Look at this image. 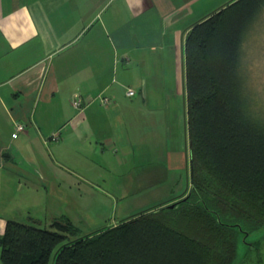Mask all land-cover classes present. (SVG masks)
<instances>
[{"label":"crops","instance_id":"0c3cea01","mask_svg":"<svg viewBox=\"0 0 264 264\" xmlns=\"http://www.w3.org/2000/svg\"><path fill=\"white\" fill-rule=\"evenodd\" d=\"M229 1L0 0V185L36 200L53 184L80 192L85 153L109 156L113 172L132 165L133 184L187 167L183 41ZM102 175L95 171L92 184ZM15 199L0 205V235L17 210H29Z\"/></svg>","mask_w":264,"mask_h":264},{"label":"trees","instance_id":"16d2710c","mask_svg":"<svg viewBox=\"0 0 264 264\" xmlns=\"http://www.w3.org/2000/svg\"><path fill=\"white\" fill-rule=\"evenodd\" d=\"M263 7L231 0L185 35V194L86 233L67 216L49 227L7 219L1 263L233 264L243 233L264 226V100L247 85L241 51Z\"/></svg>","mask_w":264,"mask_h":264},{"label":"rangeland","instance_id":"374dc122","mask_svg":"<svg viewBox=\"0 0 264 264\" xmlns=\"http://www.w3.org/2000/svg\"><path fill=\"white\" fill-rule=\"evenodd\" d=\"M241 51L242 68L245 72L247 85L258 98L264 100V7L252 22L243 40ZM180 117L182 118L181 108ZM175 126L174 129H171L172 131L175 130ZM177 129L180 130V128ZM167 135L166 131L162 137ZM103 158L105 159L104 164L100 167L97 166L95 170H90V167L87 166L88 164L95 165L97 162L101 163ZM82 160L85 165L80 169L85 179L79 184L80 192L71 193L67 189H56L53 184L55 192L45 195V199L36 200L26 198L24 193L17 194L15 191L9 193L8 187L4 188V185H0L2 187L0 188V205L17 197L14 202L18 204L25 201L28 203L29 209L28 211L17 210L15 212L16 219L19 221H28L29 216L37 219L39 225L49 227L48 223L53 218L67 216L80 229L81 233H86L96 230V228L99 229L101 226L114 224L119 219L149 207L146 204L163 193L174 191L176 195H180L185 192L189 183V165L165 169L168 172L167 181L133 184L127 182L128 175L136 169L132 165L115 166V172H113L114 169L110 168L111 165L106 164L109 161V156L106 154L99 156L85 153V158ZM95 171L103 175L99 182L92 184ZM55 211H60V214H56ZM263 231L264 226L252 231L248 238H255ZM242 250L243 245L239 243L234 264H238Z\"/></svg>","mask_w":264,"mask_h":264},{"label":"flooded vegetation","instance_id":"af4514ba","mask_svg":"<svg viewBox=\"0 0 264 264\" xmlns=\"http://www.w3.org/2000/svg\"><path fill=\"white\" fill-rule=\"evenodd\" d=\"M249 235H247V237H249ZM253 249H254V252L252 251ZM263 249H264V231L259 236L255 237V238H250V239L245 238V242H243V250H242V253H241L240 258L238 260V264H253V261H254V264H256V263L257 264H264V260H262V257L264 259V256H262V255H264ZM253 253H255V256L253 255ZM256 255H257V257L258 256L259 257L256 258ZM260 256H262V257H260ZM247 257L252 262L249 261L247 259ZM246 259L249 262L248 261L246 262ZM255 259H257V260L255 261ZM244 262H246V263H244Z\"/></svg>","mask_w":264,"mask_h":264},{"label":"built area","instance_id":"2783aa9c","mask_svg":"<svg viewBox=\"0 0 264 264\" xmlns=\"http://www.w3.org/2000/svg\"><path fill=\"white\" fill-rule=\"evenodd\" d=\"M134 93V91L132 89H127L126 94L127 95H132ZM101 102L102 103H108V99L106 97H102L101 98ZM73 105L75 107H80L81 105V100L79 98H76L73 100ZM15 129L16 131H22L24 129L22 124H15ZM54 138V137H53Z\"/></svg>","mask_w":264,"mask_h":264},{"label":"bare ground","instance_id":"6f19581e","mask_svg":"<svg viewBox=\"0 0 264 264\" xmlns=\"http://www.w3.org/2000/svg\"><path fill=\"white\" fill-rule=\"evenodd\" d=\"M183 42H184V41H183ZM182 45H183V44H182ZM183 63H184V62H183ZM183 65H184V64H183ZM183 68H184V67H183ZM75 99H76V98H75ZM80 100H81V99H80ZM81 102H82V101H81ZM108 102H109V101H108ZM76 109H78V108H76ZM185 116H186V115H185ZM185 119H186V118H185ZM185 121H186V120H185ZM183 123H184V122H183ZM188 157H189V156H188ZM189 160H190V159H189ZM186 161H187V160H186ZM189 186H190V185H189ZM188 191H189V190H188ZM184 194H185V193H184ZM178 196H180V195H178ZM175 197H176V196H175ZM180 198H182V196H181ZM172 199H173V198H172ZM168 202H169V201H168ZM163 203H164V202H163ZM150 208H151V207H150ZM148 209H149V208H148ZM143 211H144V210H143ZM136 213H137V212H136ZM53 216H54V215H53ZM54 217H55V216H54ZM238 222H240V221H238ZM242 223H243V222H242ZM242 223H241V225H244V224H245V223H243V224H242ZM245 225H246V224H245ZM101 227H102V226H101ZM96 229H97V228H96ZM243 229H245V228H243ZM102 230H103V229H102ZM95 231H96V230H95ZM236 233H237V231H236ZM237 244H238V243H237ZM252 251L254 252V249H253ZM263 251H264V249H263ZM250 253H251V252H250ZM250 253H249V254H250ZM246 255H247V254H246ZM253 255L255 256V253H253ZM261 255H262V254H261ZM262 256H264V255H262ZM262 256H260V257H262ZM258 257H259V256H258ZM258 257H257V255H256V258H258ZM250 258H251V257H250ZM247 259H248V257H247ZM247 259H246V262L249 260V259H248V260H247ZM260 259H261V258H260ZM256 260H257V259H255V261H256ZM262 260H264L263 257H262ZM244 261H245V260H244ZM249 261H251V260H249ZM249 261H248V262H249ZM246 262H244V263H246ZM251 262H252V261H251ZM259 262H260V261H259ZM50 263H51V261H50ZM242 263H243V262H242ZM261 263H262V262H261ZM233 264H234V261H233ZM253 264H254V261H253ZM256 264H257V263H256Z\"/></svg>","mask_w":264,"mask_h":264},{"label":"water","instance_id":"95a60500","mask_svg":"<svg viewBox=\"0 0 264 264\" xmlns=\"http://www.w3.org/2000/svg\"><path fill=\"white\" fill-rule=\"evenodd\" d=\"M173 205H174L173 202L170 203V204H168L169 207H171V206H173ZM247 235H248V232H244V233H243V236H242V242H245V238L247 237Z\"/></svg>","mask_w":264,"mask_h":264}]
</instances>
